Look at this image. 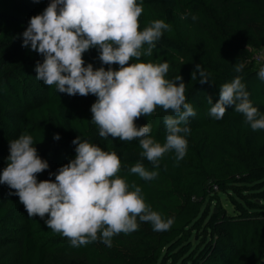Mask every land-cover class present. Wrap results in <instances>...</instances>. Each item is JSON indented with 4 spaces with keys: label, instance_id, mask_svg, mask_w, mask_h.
Returning a JSON list of instances; mask_svg holds the SVG:
<instances>
[{
    "label": "trees",
    "instance_id": "obj_1",
    "mask_svg": "<svg viewBox=\"0 0 264 264\" xmlns=\"http://www.w3.org/2000/svg\"><path fill=\"white\" fill-rule=\"evenodd\" d=\"M51 0H0V172L7 166L9 142L21 134L31 135L34 147L49 168L37 180L55 181L58 169L75 158L72 141L115 152L121 161L120 178L142 189L145 203L166 220L174 218L168 231H153L140 223L130 234L112 238V246L95 241L73 247L67 238L53 233L44 220L28 217L16 195L14 206L0 202V250L15 246L18 264H260L264 261V130L252 131L242 114L228 108L221 120L210 117L219 89L236 76L242 77L252 105L264 115V81L258 78L264 57L252 56L264 42V0H137L143 13L139 30L155 20L171 25L157 42L151 56L139 61L167 62L166 79L181 76L186 102L196 112L190 118L186 155L177 161L165 154L158 168L140 153L138 140L104 139L91 122L96 97L68 96L37 80L36 65L43 57L22 47V34L30 18L42 14ZM187 15V18H182ZM192 16L198 19L194 22ZM97 49L83 55L85 66L104 67ZM242 64L240 73L235 66ZM200 65L211 83L200 84ZM118 70V65H112ZM172 113L157 108L151 116L135 121L151 125V136L165 143L163 118ZM59 135V140H54ZM142 162L158 175L151 181L131 174ZM51 174V175H50ZM8 192L14 190L3 185ZM130 190H132L130 188ZM223 202L227 203L228 209ZM19 216V219L16 217ZM47 219V216L45 217Z\"/></svg>",
    "mask_w": 264,
    "mask_h": 264
},
{
    "label": "clouds",
    "instance_id": "obj_2",
    "mask_svg": "<svg viewBox=\"0 0 264 264\" xmlns=\"http://www.w3.org/2000/svg\"><path fill=\"white\" fill-rule=\"evenodd\" d=\"M143 10L137 0H51L42 14L30 18L22 34V47L30 46L43 57L35 68L37 80L70 97L95 96L91 122L98 127L99 136L124 142L138 140L141 157L155 169L169 152H174L177 161L184 158L188 147L185 137L191 131L189 120L196 112L186 102L182 77L173 81L165 78L167 62H131L151 56L163 33L171 31V25L163 20H155L140 31L138 18ZM197 19L192 16L194 22ZM93 48L107 70L85 66L83 55ZM112 65H118V70ZM243 67L239 64L234 71L240 73ZM195 73H199L200 84L211 83L210 74L200 65H196L192 79ZM257 75L264 81V67ZM206 101L211 105L209 115L215 120H221L227 109L233 108L243 115L252 131L264 130V115L252 105L241 76L220 87L215 104L210 96ZM158 107L172 113L163 118V145L151 136V125L135 124L139 118L154 114ZM53 139L60 137L54 135ZM34 144L27 134L9 142L8 163L0 172V185L14 190L9 195L18 196L28 217L44 220L71 246L99 240L111 247L114 236L135 232L140 223H150L156 232L168 231L174 224V218L165 220L145 203L141 187L120 178L122 165L115 152L81 142L77 136L72 141L76 145L75 158L58 169L54 182H38L37 176L49 165L40 158ZM130 173L145 181L158 175L142 162L131 167Z\"/></svg>",
    "mask_w": 264,
    "mask_h": 264
},
{
    "label": "rangeland",
    "instance_id": "obj_3",
    "mask_svg": "<svg viewBox=\"0 0 264 264\" xmlns=\"http://www.w3.org/2000/svg\"><path fill=\"white\" fill-rule=\"evenodd\" d=\"M0 202H2L3 204L7 206H14L13 202L10 199L8 192L4 189L3 185H0ZM223 205H225L228 209H230L227 203L223 202ZM14 209L16 213H19V214L22 213V211L19 209L18 206H14ZM16 219H19V216H17ZM15 250L16 248L13 245H10L7 248L1 249L0 250V264H18Z\"/></svg>",
    "mask_w": 264,
    "mask_h": 264
},
{
    "label": "built area",
    "instance_id": "obj_4",
    "mask_svg": "<svg viewBox=\"0 0 264 264\" xmlns=\"http://www.w3.org/2000/svg\"><path fill=\"white\" fill-rule=\"evenodd\" d=\"M264 57V42H263V46L262 48L257 51L253 56V60L256 62V63H259L261 61V59Z\"/></svg>",
    "mask_w": 264,
    "mask_h": 264
},
{
    "label": "water",
    "instance_id": "obj_5",
    "mask_svg": "<svg viewBox=\"0 0 264 264\" xmlns=\"http://www.w3.org/2000/svg\"><path fill=\"white\" fill-rule=\"evenodd\" d=\"M260 264H264V261H261Z\"/></svg>",
    "mask_w": 264,
    "mask_h": 264
}]
</instances>
